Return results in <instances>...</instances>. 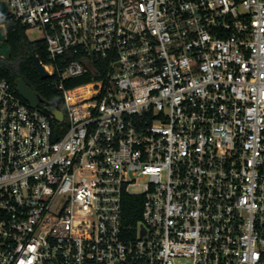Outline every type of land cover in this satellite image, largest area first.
Wrapping results in <instances>:
<instances>
[{"label":"built area","instance_id":"2783aa9c","mask_svg":"<svg viewBox=\"0 0 264 264\" xmlns=\"http://www.w3.org/2000/svg\"><path fill=\"white\" fill-rule=\"evenodd\" d=\"M0 2L64 107L0 78V264H264V0Z\"/></svg>","mask_w":264,"mask_h":264},{"label":"trees","instance_id":"16d2710c","mask_svg":"<svg viewBox=\"0 0 264 264\" xmlns=\"http://www.w3.org/2000/svg\"><path fill=\"white\" fill-rule=\"evenodd\" d=\"M6 29V43L10 46L11 53L9 58L0 57V78L6 79L16 89L17 79L24 77L28 80L29 86L37 97L42 101L41 108H44V104H56L60 95L50 86L52 78H41L34 61V56H37L45 64L50 62L45 41L42 39H31L27 28L17 23L8 24ZM92 77L98 78L100 74L95 72L78 78L74 81V84L86 82ZM57 108L64 112V107L61 105H57ZM55 125L58 126L56 122ZM141 210V197H124L123 222L129 225L135 224L141 218Z\"/></svg>","mask_w":264,"mask_h":264},{"label":"water","instance_id":"95a60500","mask_svg":"<svg viewBox=\"0 0 264 264\" xmlns=\"http://www.w3.org/2000/svg\"><path fill=\"white\" fill-rule=\"evenodd\" d=\"M7 7L4 2H0V13L6 11ZM10 46L6 43V36L2 29H0V57L9 58L10 56ZM35 65L37 71L41 78H47L48 73L42 66L40 59L37 56H34ZM16 89L19 95L26 100L32 107H39L42 104V101L37 97L35 92L29 86V82L26 78L20 77L16 81ZM61 99L58 98L56 104H59ZM44 109L53 114L57 120L63 119V112L60 111L56 105L44 104Z\"/></svg>","mask_w":264,"mask_h":264},{"label":"rangeland","instance_id":"374dc122","mask_svg":"<svg viewBox=\"0 0 264 264\" xmlns=\"http://www.w3.org/2000/svg\"><path fill=\"white\" fill-rule=\"evenodd\" d=\"M28 35L31 39L33 40H38L42 38L41 33L37 32V31H29ZM63 107V104H60Z\"/></svg>","mask_w":264,"mask_h":264}]
</instances>
